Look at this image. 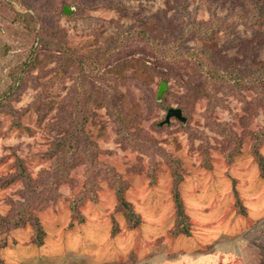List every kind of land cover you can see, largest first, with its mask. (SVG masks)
I'll return each mask as SVG.
<instances>
[{"label": "rangeland", "instance_id": "1", "mask_svg": "<svg viewBox=\"0 0 264 264\" xmlns=\"http://www.w3.org/2000/svg\"><path fill=\"white\" fill-rule=\"evenodd\" d=\"M22 3L36 18L35 29L13 22L9 1L0 0V92L8 83V71L34 49L39 51V62L11 103L14 113L0 114V179L15 173L16 162L21 160L27 176L40 184L52 169L48 150L56 127L68 120L69 108L64 102L74 88H79L71 69L60 61L63 53L81 56L101 48L118 33L123 37L138 30L147 29L167 38L170 22L180 24L187 18L178 8L171 9L173 0ZM208 3L187 0L185 10L190 18L208 21ZM211 6L219 18L240 13L256 18L258 11L264 12L254 11L242 0H214ZM65 7L70 13H63ZM260 18L250 27H235L229 20L234 27L232 35L227 40V34L220 32L215 40L219 62L237 61L252 70L264 63V13ZM175 34L173 31L171 36ZM235 37L241 40L233 45ZM188 45L198 47L200 43ZM216 61L217 69H221L223 64ZM128 62L148 68L153 77L147 81L132 67H124L120 72L126 78L117 80L118 91L136 105L138 125L143 130L140 134H148L153 142L146 138L150 143L143 145L142 151L125 146L118 140L106 107L94 103L80 142L84 155L58 185L56 201L35 212L44 231L43 244L38 247L31 243L33 231L29 226L0 235L6 243L0 248V264H264L260 262L264 177L251 153L256 134L264 130V102L251 90L207 84L193 60L159 58L137 37L124 39L106 65L88 77L87 92L109 91L116 82L110 70ZM161 82L166 83L163 100L170 108L183 106L180 109L186 124L171 118L167 126L157 127L166 114L155 101ZM195 88L199 96H193ZM209 119L241 143L230 161L225 156L234 140L212 131ZM205 152L209 169L204 167ZM161 153L177 159L182 169L178 191L188 219L186 234L171 233L176 221L173 177ZM259 153L264 157V138L259 142ZM86 158L92 159L91 166L85 163ZM101 166L113 168L126 184L123 197L139 216L137 227L129 229L123 213L115 211L114 180ZM92 181L97 187L96 201L84 202L79 209L82 221H77L69 204ZM24 190L21 180L0 186V216L6 215L12 202L23 200Z\"/></svg>", "mask_w": 264, "mask_h": 264}, {"label": "trees", "instance_id": "2", "mask_svg": "<svg viewBox=\"0 0 264 264\" xmlns=\"http://www.w3.org/2000/svg\"><path fill=\"white\" fill-rule=\"evenodd\" d=\"M10 3V9L13 13V22L17 23L25 29H35L36 18L27 12L22 0H8ZM172 1V0H171ZM175 3L171 5L172 8H178V11L183 13V17L186 19L178 22L180 24H173L170 22L169 29L166 31V37H161L158 34L153 35L151 31L145 29L142 31H135L130 34L121 35L116 34L110 38L108 42L102 45L101 48L90 50L87 54L81 56H73L74 52L63 53L60 57V61H63V66L70 68L72 73L75 75V81L79 83L78 89H73L69 98H67L68 105L64 104L69 108L68 120L57 125V134L51 141V146L48 150V155L53 159V165L47 176L48 182L41 181L40 184H34L31 179L27 176L23 167L22 161L17 160L16 172L9 174L7 177L0 179V186H4L9 183L21 180L25 183V190L22 191V201H16L11 203L10 210L4 216H0V235H5L8 232L16 229H22L29 226L32 231L31 243L35 246H41L43 244L44 231L37 218L35 212L44 210L50 202H55L58 198V185L65 181L67 178L68 171L74 166L77 159L84 155L85 152L81 150L80 142L84 134V126L88 122L89 115L92 113V105L95 103L98 106H105L109 115L116 125V134L118 140L125 146L130 147L134 150L142 151L143 145L149 142L146 138L153 142V139L148 135L144 134V137L140 134L143 130L140 129L137 121V109L135 103L127 101L124 93L118 91L117 80H124L126 78L122 69L130 68L134 69L136 73H141L147 81L152 80V74L149 69L140 66L133 62L122 65L114 66L110 72L115 75V85L111 86V89H103L87 92V79L91 74H97L102 69L106 62L111 58V54L114 50H117L122 41L130 40L133 37L143 40L149 45L154 55L162 59H171L173 61H179L183 59H191L197 65L199 71L203 74L206 83L209 85L220 84L226 88L234 91L251 90L259 95L260 101L264 102V63H259L256 69L252 70L243 63L237 61H223L219 62L216 58V36L220 32H224V36L228 40L233 26L243 25L250 27L254 24V21L261 19L262 11L264 9V3L256 0H242L247 6L255 11H258L259 16L256 18H247L244 14H235L234 17L229 16L219 18L215 15V11L212 8L214 0H209L211 18L208 21H198L194 17L190 18V14L185 10L187 0H173ZM211 1V2H210ZM164 15V12L162 11ZM164 19V18H162ZM234 22L233 26L228 23ZM166 23V22H165ZM158 32L164 33L162 28H156ZM160 30V31H159ZM169 31H171L169 33ZM176 31L175 37L171 36L172 32ZM43 40V39H41ZM233 45L238 43L241 39L234 38ZM45 43V40L43 41ZM189 42H198L200 46L194 47L189 46ZM38 49L32 50L25 61L15 65L8 71V83L3 91L0 92V114H13L12 101H14L20 93L21 87L24 85L26 78L30 72L37 66L39 62ZM215 59V60H214ZM217 60V61H216ZM222 63L221 69H217L218 65ZM228 63V64H227ZM120 72V74H119ZM108 87V86H106ZM193 96H199V90L193 89ZM163 95L159 99L156 98V105L167 112L170 108L169 104L163 100ZM192 97V94H189ZM183 108V106H181ZM180 107V108H181ZM178 108V109H180ZM61 107H59V110ZM183 116V110L180 109ZM187 121V120H186ZM211 125V130L218 132L225 136L228 141H233V146L230 151L226 154V160L230 161L235 155L238 154L241 143L237 140L236 136L233 137L231 132L221 130L219 125L213 124L211 119L208 122ZM167 124L160 125L157 127L162 128ZM138 130V133H137ZM220 130V131H219ZM142 137V138H141ZM224 137V138H225ZM264 138V130L256 134L255 143L251 147V153L255 161L258 164L260 174L264 177V157L259 153V142ZM150 143V142H149ZM85 146L88 145V140L85 138ZM154 144L150 145L153 147ZM147 145H145L146 147ZM155 146V145H154ZM91 149H94L90 146ZM157 152V148L154 150ZM161 155H163L161 153ZM167 160V164L170 167L172 180L171 196L175 206L176 221L173 230L171 231L173 236L179 234H186L188 231V219L183 212L182 202L178 191V186L181 181V167L179 166L178 160L170 158L169 156L163 155ZM204 167L209 169L208 155L204 153ZM92 159L86 158L85 163L91 166ZM100 168L106 169L111 179L114 180L113 188L116 196V208L115 211L122 212L129 229L137 227L140 223L139 216L136 215L130 203L124 199V192L127 188L126 184L121 181L120 177L115 173L111 167L101 166ZM150 175V174H149ZM150 179L154 177L150 176ZM87 186L80 192V194L74 198L69 208L71 211L72 218L77 221H82L80 215V207L86 200L92 202L96 201V184L92 181L86 184ZM94 188V189H93ZM115 234L117 230H114ZM6 243L4 239H0V248L5 247ZM260 262L264 263V247L260 249Z\"/></svg>", "mask_w": 264, "mask_h": 264}, {"label": "water", "instance_id": "3", "mask_svg": "<svg viewBox=\"0 0 264 264\" xmlns=\"http://www.w3.org/2000/svg\"><path fill=\"white\" fill-rule=\"evenodd\" d=\"M70 9H68L67 7H65L63 9V13L64 14H68L70 13ZM166 88V83L164 82H161L160 85H159V89L157 91V96L156 98L159 99L162 95V93L164 92ZM171 118H174L176 119L177 121L181 122L182 124H186V118L184 116H182V112L180 109L178 108H169L165 114V118H164V121L160 123V125L162 124H167L169 123L170 119Z\"/></svg>", "mask_w": 264, "mask_h": 264}]
</instances>
